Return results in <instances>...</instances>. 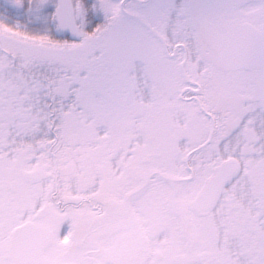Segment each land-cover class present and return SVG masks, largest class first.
I'll return each mask as SVG.
<instances>
[{
  "label": "snow or ice",
  "instance_id": "snow-or-ice-1",
  "mask_svg": "<svg viewBox=\"0 0 264 264\" xmlns=\"http://www.w3.org/2000/svg\"><path fill=\"white\" fill-rule=\"evenodd\" d=\"M0 264H264V0H0Z\"/></svg>",
  "mask_w": 264,
  "mask_h": 264
}]
</instances>
